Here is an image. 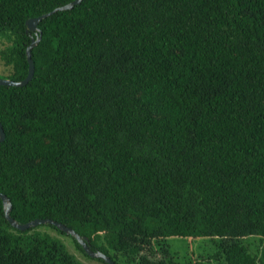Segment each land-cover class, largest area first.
<instances>
[{
	"label": "trees",
	"instance_id": "16d2710c",
	"mask_svg": "<svg viewBox=\"0 0 264 264\" xmlns=\"http://www.w3.org/2000/svg\"><path fill=\"white\" fill-rule=\"evenodd\" d=\"M69 1L0 0L5 77L39 35L31 78L0 84L10 216L60 221L117 264H190L174 236L264 264V0H79L25 28ZM37 225L0 199V264H86Z\"/></svg>",
	"mask_w": 264,
	"mask_h": 264
},
{
	"label": "rangeland",
	"instance_id": "374dc122",
	"mask_svg": "<svg viewBox=\"0 0 264 264\" xmlns=\"http://www.w3.org/2000/svg\"><path fill=\"white\" fill-rule=\"evenodd\" d=\"M7 41L0 37V47L6 44ZM9 66L4 65L0 59V77H5L8 75ZM36 228L40 230H45L53 235L58 236L63 240L67 249L72 252L78 259L85 262L86 264H105L102 260L91 257L82 253L77 249L72 241V238L67 233L59 232L56 228L39 224ZM257 236H250L242 238L243 242L247 243L248 249L250 251L255 250V245L257 243ZM166 241L169 244L170 252L176 256L177 259H187L190 264L192 261L198 262L199 264H216V262L209 258V254L215 249L213 238L211 237H168Z\"/></svg>",
	"mask_w": 264,
	"mask_h": 264
},
{
	"label": "water",
	"instance_id": "95a60500",
	"mask_svg": "<svg viewBox=\"0 0 264 264\" xmlns=\"http://www.w3.org/2000/svg\"><path fill=\"white\" fill-rule=\"evenodd\" d=\"M78 1L79 0H70L69 2H66L62 5L56 6V7L52 8L51 10H48V11L42 12L38 15L26 18L24 21L25 28L33 31L34 33L40 32L39 28L37 27V22L42 17L50 14L51 12H53L56 9L70 8L73 4L77 3ZM38 38H39V35H37L36 37L31 36L29 44L25 47V58L27 61V71H26L25 76L21 79H18V80H14V79H11L8 77H0V84L22 85V84L26 83L31 78L32 73H33V62H32V58H31V54H30V48H31V46H33L35 44V42L38 40ZM3 136H4V132H3V129H2V126L0 123V141L2 140ZM0 199H1L2 205H3L4 217L6 218L8 223L11 224L13 227H15L19 230H23V229H26L30 226H34L37 224L50 223V224L54 225L55 227H57L58 229H60L61 231L72 235L76 239V241L81 245L82 249L85 251V253L87 255H89L91 257H100L107 264H117L106 253H104L98 249L92 250L87 244L86 236L79 235L70 226H67L60 221L54 220V219L49 218V217H34V218L27 220L25 222H18L9 214L11 204H10L8 197L4 193L0 192Z\"/></svg>",
	"mask_w": 264,
	"mask_h": 264
}]
</instances>
